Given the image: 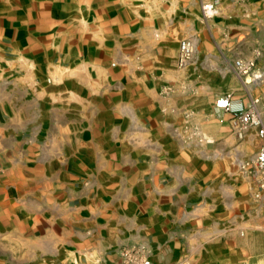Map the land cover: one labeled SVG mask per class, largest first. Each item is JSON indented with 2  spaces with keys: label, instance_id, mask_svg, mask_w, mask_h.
<instances>
[{
  "label": "crops",
  "instance_id": "0c3cea01",
  "mask_svg": "<svg viewBox=\"0 0 264 264\" xmlns=\"http://www.w3.org/2000/svg\"><path fill=\"white\" fill-rule=\"evenodd\" d=\"M203 1L218 16L200 0H0V264H117L137 244L149 264H264V192L228 158L257 136L238 145L214 108L244 94L204 93L213 61L264 36V0Z\"/></svg>",
  "mask_w": 264,
  "mask_h": 264
},
{
  "label": "built area",
  "instance_id": "2783aa9c",
  "mask_svg": "<svg viewBox=\"0 0 264 264\" xmlns=\"http://www.w3.org/2000/svg\"><path fill=\"white\" fill-rule=\"evenodd\" d=\"M200 11L204 20L214 18L219 14L214 3L203 0H200ZM195 50L193 40H181L178 46L177 66L182 68L189 64L195 56ZM260 55L261 53L255 50L252 58H238L232 62L231 70L242 83L257 84L264 80V65L258 63ZM214 108L231 116L232 130L236 138L242 140L246 130L253 129L256 136L262 140L254 158L239 163L240 171L254 180L256 186L254 197L258 199L264 192V105L257 98H249L244 106L241 102L234 101L230 94H225L214 102ZM118 254L117 264H149V253L144 245L123 247Z\"/></svg>",
  "mask_w": 264,
  "mask_h": 264
},
{
  "label": "rangeland",
  "instance_id": "374dc122",
  "mask_svg": "<svg viewBox=\"0 0 264 264\" xmlns=\"http://www.w3.org/2000/svg\"><path fill=\"white\" fill-rule=\"evenodd\" d=\"M206 2H209V1H206ZM214 18H211V19H214ZM231 46H232V44H231ZM234 49L238 55H236V56L232 55L230 60L226 61V70H225L224 62L222 61V59L213 61V64H214L213 67H215L213 69H216L217 72L215 74H213L212 78H214V79L210 84L211 86L208 89H205V92H204V90H202V92H204L208 95L211 94L213 96V95H219V94L226 92V91L227 92L233 91L237 95L238 94L239 95L244 94L245 102H241L238 99L237 100L234 99L232 94L229 93L231 95V98L234 101L241 102L244 106L248 103L249 98H257L260 101V103L262 105H264V80L262 82L257 83V84H252V83L244 84L240 81V79H238V77L231 70V64L235 59L252 58L255 50H258L261 53V55L258 59L259 65H264V36H261L260 38H254L253 40H251L249 42H245V43L240 42L239 44L237 43V45L234 46ZM236 81H238V83ZM263 122H264V116H263ZM231 126H232V124H231ZM254 138L256 140H255V145H254L255 147L252 150L253 154L250 155L249 153H246V152H244V154H243L242 150H239V149L228 153V158L230 161H232L234 168L237 171V173H239V175L242 174L245 177H246V175L243 174L239 169V163L244 162V161H249V160L253 159L254 156L256 155L257 150L259 149V147L262 143V140L260 141L257 137H254ZM241 142H243V140L238 141L237 144L239 145V144H241ZM247 146H246V148H247ZM249 185L250 184L248 182V185H246V187L248 188Z\"/></svg>",
  "mask_w": 264,
  "mask_h": 264
},
{
  "label": "bare ground",
  "instance_id": "6f19581e",
  "mask_svg": "<svg viewBox=\"0 0 264 264\" xmlns=\"http://www.w3.org/2000/svg\"><path fill=\"white\" fill-rule=\"evenodd\" d=\"M196 40V39H195Z\"/></svg>",
  "mask_w": 264,
  "mask_h": 264
}]
</instances>
